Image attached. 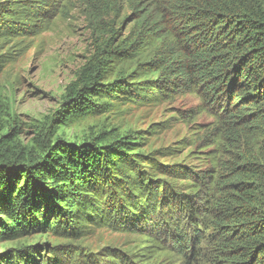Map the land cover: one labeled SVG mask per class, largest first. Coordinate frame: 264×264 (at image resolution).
Instances as JSON below:
<instances>
[{
    "label": "trees",
    "instance_id": "1",
    "mask_svg": "<svg viewBox=\"0 0 264 264\" xmlns=\"http://www.w3.org/2000/svg\"><path fill=\"white\" fill-rule=\"evenodd\" d=\"M75 2L95 49L59 108L25 142L0 100L10 119L0 118V243L16 246L0 264H59L60 248L83 251L82 264H264V0ZM72 5L0 0V44L41 33ZM184 94L216 110L210 170L166 162L139 132L109 127L123 106ZM227 145L236 152L224 162ZM103 228L132 239L101 262L80 241ZM52 236L66 243L24 242Z\"/></svg>",
    "mask_w": 264,
    "mask_h": 264
},
{
    "label": "rangeland",
    "instance_id": "2",
    "mask_svg": "<svg viewBox=\"0 0 264 264\" xmlns=\"http://www.w3.org/2000/svg\"><path fill=\"white\" fill-rule=\"evenodd\" d=\"M73 3L64 14L53 16L48 28L41 33L0 44V55L4 61L0 71V100L8 102L18 116V133L25 142L33 136L35 121L59 108L66 87L76 80L78 71L94 52L88 20L78 3L75 0ZM125 15L131 16L130 10ZM216 115V110L199 96L184 94L158 104H129L107 117L109 127L131 128L146 138L143 145L145 151L157 150L166 162L183 161L196 171H202L211 169V159L207 155L216 147L212 142L218 121ZM0 118L2 122L9 119L4 104L0 105ZM96 123V118L83 121L73 126L71 133H79ZM208 143L212 146L206 148ZM223 147L227 152L218 155V158L229 162L233 159L232 152H236L235 146ZM131 239L129 235L103 228L80 242L82 247L95 253L93 259L104 262L109 254L116 255L112 250L127 249ZM37 240L30 237L24 242L50 247L66 243L53 236L47 241ZM15 247L14 243H0V254L2 250L7 252ZM66 252L62 248L56 251L59 264H74L75 259L82 264L83 251L79 258L67 256ZM40 253L44 256L45 249H41ZM43 256L36 259L43 262ZM45 263L44 259L42 264Z\"/></svg>",
    "mask_w": 264,
    "mask_h": 264
}]
</instances>
